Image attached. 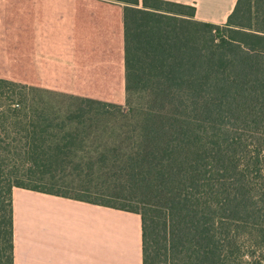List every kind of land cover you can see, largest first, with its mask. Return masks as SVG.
Listing matches in <instances>:
<instances>
[{
	"label": "trees",
	"instance_id": "trees-1",
	"mask_svg": "<svg viewBox=\"0 0 264 264\" xmlns=\"http://www.w3.org/2000/svg\"><path fill=\"white\" fill-rule=\"evenodd\" d=\"M108 1L125 5V112L74 99L61 118L0 81V264H13V189L138 215L142 264H264V0H237L222 26L189 5ZM107 109L127 149H77L85 117ZM103 169L124 196L92 186Z\"/></svg>",
	"mask_w": 264,
	"mask_h": 264
},
{
	"label": "crops",
	"instance_id": "crops-1",
	"mask_svg": "<svg viewBox=\"0 0 264 264\" xmlns=\"http://www.w3.org/2000/svg\"><path fill=\"white\" fill-rule=\"evenodd\" d=\"M222 26L237 0H164ZM120 2L0 0V81L68 98L125 107ZM18 204V205H17ZM18 206L21 210L18 211ZM13 264H142L140 217L13 189Z\"/></svg>",
	"mask_w": 264,
	"mask_h": 264
},
{
	"label": "rangeland",
	"instance_id": "rangeland-1",
	"mask_svg": "<svg viewBox=\"0 0 264 264\" xmlns=\"http://www.w3.org/2000/svg\"><path fill=\"white\" fill-rule=\"evenodd\" d=\"M27 98L31 100L30 103L34 107H44L45 110L55 114L58 117H65V115H61L63 113H59L60 115H58L57 110H54L59 108L48 106V104H52V101H66L68 98L29 92ZM123 111H126L125 107H123ZM85 118L86 128L84 130V135H82L81 146H77V149H80L82 152L91 155L95 151L108 150L110 148H116L119 151H125L127 149L124 145L125 137L127 136V127L123 121V114L119 113L118 110L107 109L104 115H94L93 113H90ZM72 126H76L74 122ZM72 126H69V128ZM78 131L79 130L77 129L75 133ZM244 135L245 138H247L251 135V133L244 132ZM247 141L249 143L250 140ZM96 169H99L98 165L96 166ZM106 169H108L107 164ZM106 169H103V171L99 170L97 172L96 176L98 175L100 177L96 178L95 176L96 179L94 180V184H92V186L107 191H109V189H117V195L124 196L125 192L121 190L120 186L118 187V183L121 182V179H119V177L115 174L117 172H115L114 169ZM69 191L70 195H80L78 192L79 188L77 186L74 188L70 187ZM19 210H21V208L18 206V211Z\"/></svg>",
	"mask_w": 264,
	"mask_h": 264
}]
</instances>
